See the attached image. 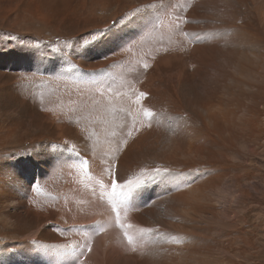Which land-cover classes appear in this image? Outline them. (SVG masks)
Wrapping results in <instances>:
<instances>
[{"label":"rangeland","instance_id":"1","mask_svg":"<svg viewBox=\"0 0 264 264\" xmlns=\"http://www.w3.org/2000/svg\"><path fill=\"white\" fill-rule=\"evenodd\" d=\"M151 1L95 7L94 21L0 22V251L15 264H264V0ZM97 32L102 40L89 35ZM25 93L44 102L33 115L24 112ZM74 96V118L49 108ZM218 97L222 122L189 105ZM17 127L19 142L10 144ZM185 129L199 134L186 157L195 162L177 160ZM97 168L104 174L91 179ZM182 169L191 184L210 185L211 200L210 213L194 216L184 235L170 187ZM118 175L128 177L117 183ZM113 181L117 193L134 190L126 205L114 198ZM88 185L116 225L77 202Z\"/></svg>","mask_w":264,"mask_h":264},{"label":"bare ground","instance_id":"2","mask_svg":"<svg viewBox=\"0 0 264 264\" xmlns=\"http://www.w3.org/2000/svg\"><path fill=\"white\" fill-rule=\"evenodd\" d=\"M134 2H136V4H137V2L140 4H143V5H145V3H146V0H143L144 2H139L138 0H133ZM151 1V0H150ZM152 1H155V2H163L162 0H152ZM151 1V2H152ZM126 2V1H125ZM165 2V1H164ZM149 2H147L146 4H148ZM113 4H119L118 3V0H0V22H4V21H10V20H12V21H16V22H19L20 23V21L22 22L23 21V23L25 24V22H35V21H38V22H42V21H47V20H57L58 22H66V21H68V23H69V21L71 22H75V23H78L80 20H82V21H87L88 19H91V20H93L94 21V19H93V16H94V14H96V13H100L99 11H97V10H95V7L96 8H102V7H105L106 5H112L113 6ZM131 4V3H130ZM153 4V3H152ZM157 4V3H156ZM74 6V7H76V8H78V9H76V10H68L67 9V7H70V6ZM111 6V7H112ZM121 6V5H120ZM153 6V5H152ZM59 7V9H57ZM140 7V6H139ZM142 7V6H141ZM146 7V6H145ZM143 8V7H142ZM56 9H57V11H56ZM140 9V8H139ZM103 12H104V10H102ZM159 11V10H158ZM141 12V11H140ZM133 11H131V13L129 12V14H128V16H127V18H130L131 16H134L133 14ZM135 13V12H134ZM158 13V12H157ZM101 14V13H100ZM107 14V13H106ZM103 15V14H102ZM101 15V16H102ZM115 15H117V14H115ZM101 16H98V17H101ZM126 16V15H125ZM98 17H95V18H98ZM108 17V16H107ZM113 17V16H112ZM124 18V17H123ZM117 19V18H116ZM100 20H102V17L100 18ZM110 20V19H109ZM11 21V22H12ZM97 23V22H96ZM23 24V25H24ZM31 24V23H30ZM34 24H36V23H34ZM45 24H47V23H45ZM32 25V24H31ZM26 26V25H25ZM98 26V25H97ZM22 27H24V26H22ZM28 27V26H27ZM171 27V26H170ZM50 28V27H49ZM52 30V29H51ZM55 33V32H54ZM56 34V33H55ZM113 39V38H112ZM82 49V48H81ZM148 50V49H147ZM81 54V53H80ZM83 56V55H82ZM137 56V55H136ZM88 58V57H87ZM72 59V58H71ZM90 63V62H89ZM58 66H60V65H58ZM119 68V67H118ZM61 69V68H60ZM138 69V68H137ZM137 69H136V71H135V74H139L138 72H137ZM140 70V69H139ZM138 70V71H139ZM115 71V70H114ZM123 71V70H122ZM132 71V70H131ZM43 72V71H42ZM145 72V71H144ZM46 74V73H45ZM50 75H51V73H50ZM53 76V75H52ZM51 76V77H52ZM65 77V76H64ZM239 78V77H238ZM226 80V79H225ZM6 81V80H5ZM22 83V82H21ZM98 83V82H97ZM103 83V82H102ZM147 83V82H146ZM137 84H139V83H137ZM53 85H55V86H59L58 85V83H54ZM144 85V84H143ZM237 85V84H236ZM7 86V85H6ZM28 86H31V85H28ZM35 86V85H34ZM50 86V85H49ZM51 86H52V84H51ZM81 86H83V85H81ZM86 86H88V85H86ZM103 86V85H102ZM133 86H135V85H133ZM1 87H2V85H1ZM89 87V86H88ZM106 87V86H105ZM136 87V86H135ZM134 87V88H135ZM140 87V86H139ZM147 87V86H146ZM233 87V86H232ZM3 88V87H2ZM65 88H67V87H65ZM83 89H85V87H82ZM209 88V87H208ZM68 89V88H67ZM139 88H137V90H138ZM209 89H211V88H209ZM53 90V89H52ZM89 90V89H88ZM122 90H123V88H122ZM135 90V89H134ZM136 90V91H137ZM141 90H142V88H141ZM206 90V89H205ZM259 90V89H258ZM28 92H30L29 90H27ZM49 91V90H48ZM59 91V90H58ZM118 91V90H117ZM121 91V90H120ZM139 91V90H138ZM137 91V92H138ZM208 90H206V92H207ZM210 91V90H209ZM26 92V91H25ZM41 92V91H40ZM44 92V91H43ZM125 92H127V91H125ZM124 92V93H125ZM135 92V91H134ZM136 92V93H137ZM149 92V91H148ZM212 92V91H211ZM32 92H30V94H31ZM93 93L97 96V92L95 91H93ZM115 93V92H114ZM113 93V94H114ZM118 93V92H117ZM123 93V92H122ZM176 93V92H175ZM178 93V92H177ZM213 93V92H212ZM9 94V93H8ZM23 94V93H22ZM29 93H27V95H26V93H25V95H23L24 96V99L26 100V102L27 101H29V104H28V106L27 107H25L24 108V112H26V113H32V115L34 114V111L36 110L35 108V106H37V104H39L38 106H40L42 103H44L43 102V100L41 99V98H37L36 97V100H37V102H36V104H34L33 102H31V100H34L35 98H33V96L32 95H30V97H27V96H29L28 95ZM32 94H34V92L32 93ZM44 94H46L45 92H44ZM119 94H121V93H119ZM118 94V95H119ZM127 94V93H126ZM145 94V93H144ZM106 95H108V94H106ZM125 95V94H124ZM175 95V94H174ZM204 95H207V94H204ZM203 95V96H204ZM210 95H211V93H210ZM209 95V96H210ZM36 96H38V95H36ZM40 96V95H39ZM87 96V95H86ZM91 96V95H90ZM123 96V95H122ZM179 95H177V97H178ZM190 96V95H189ZM27 97V98H26ZM32 97V98H31ZM78 96H74V99H72V98H69V99H67V101L66 100H64V99H62V98H60V99H58V101H55V102H53V104L51 105V106H49V108L51 107V109H55V113H57V112H64L65 114H66V116H68L69 115V113H71L72 111H73V107H72V104L73 105H75V99L77 98ZM120 97V96H119ZM250 97V96H249ZM16 98V97H15ZM63 98H65V97H63ZM110 98V97H109ZM187 98V97H186ZM52 99V98H51ZM82 99H83V97L82 96H80L79 97V100H80V103H81V101H82ZM228 99V98H227ZM39 100V101H38ZM88 100H90V99H88ZM117 100V99H116ZM119 100H121V98L120 99H118L117 101H119ZM123 100V99H122ZM140 100H142V99H140ZM177 102H179V104H181V108H182V106H183V104H186L185 102V100H184V98L182 99V98H177ZM182 100H184L185 102H183ZM188 100H189V98H188ZM203 100V101H202ZM18 101V100H17ZM21 101V100H20ZM111 101V100H110ZM127 101V100H126ZM11 102V101H10ZM19 102V101H18ZM18 102H16L17 103V105H18ZM85 102H86V100H85ZM122 102V101H121ZM183 102V103H182ZM190 102V101H189ZM6 103V102H5ZM20 103V102H19ZM28 103V102H27ZM124 104H125V102H123ZM122 103V104H123ZM140 103V102H139ZM222 100L220 99V97H218L217 99H216V101L215 100H213V98L211 99V98H208L207 99V101L206 100H204V98L203 99H201V100H199V101H197V100H195V101H193V102H191V103H189V105H191V106H194V107H196V108H198V107H200L201 109H202V111L204 112V114H203V118H207V119H209V121H211V118L214 116V117H218V119H217V122H222L221 120H223L224 121V117H223V115H224V113H223V107L221 106L222 104ZM51 104V103H50ZM63 104V105H62ZM77 104V103H76ZM79 104V103H78ZM83 103H81V105H82ZM93 104V103H92ZM124 104L122 105V106H124ZM141 104V103H140ZM13 105V104H12ZM16 105V104H15ZM35 105V106H34ZM65 105H67V106H65ZM126 105H127V103H126ZM10 106V105H9ZM20 106V105H19ZM24 106V105H23ZM23 106H22V108H23ZM48 105H47V103H45V107H46V109L48 110L49 108L47 107ZM79 106V105H78ZM89 106V105H88ZM17 107V106H16ZM76 107H77V105H76ZM80 107V106H79ZM82 107V106H81ZM85 107H86V105H85ZM113 107V106H112ZM11 108H13V107H11ZM74 108H75V106H74ZM140 108H141V106H140ZM140 108H138L137 109V112H138V110H140ZM14 109V108H13ZM42 109H44V107H43V105H42ZM76 109H78V108H76ZM75 109V110H76ZM124 109V108H123ZM142 109V108H141ZM41 110V109H40ZM126 110H128V109H126ZM38 111H39V108H38ZM133 112V114H135V109H133L132 110ZM127 112V111H126ZM3 113V112H2ZM44 113V112H43ZM231 113H233V112H231ZM8 114V113H7ZM37 114H39V113H37ZM72 114V113H71ZM116 114V113H115ZM31 115V116H32ZM121 115V114H120ZM132 115V114H131ZM221 115H222V117H221ZM241 115V114H240ZM6 116V115H5ZM11 116V115H10ZM75 116V115H74ZM127 116V115H126ZM184 116V115H183ZM45 117H47V115L45 116ZM71 117H73V114H72V116ZM219 117H221V120H219ZM228 117H230V115L228 116ZM15 118V117H14ZM74 118V117H73ZM118 118H120V116L118 117ZM231 118V117H230ZM229 118V119H230ZM45 119V118H44ZM72 119V118H71ZM125 120H127L126 118H124ZM124 119H119V120H116V123H117V125L116 126H118V128H119V126L121 125L122 126V124H125V122H124ZM206 119V120H207ZM32 120V119H31ZM41 120V119H40ZM79 120V119H78ZM201 120H203V121H206V120H204V119H201ZM216 120V119H215ZM232 120V119H231ZM231 120H229V122H231ZM256 120V119H255ZM23 121V120H22ZM73 121H74V119H73ZM73 121H71V123H73ZM77 121V120H76ZM80 121V120H79ZM109 122H110V124H109V126L110 127H108L107 128V132H109L110 133V135H111V131H114L113 130V128H115V126H113V119L112 120H108ZM128 121V120H127ZM134 121V120H133ZM131 122L132 124H134V122ZM208 121V120H207ZM13 122H16V121H13ZM31 122V121H30ZM49 122V121H48ZM182 122V121H181ZM227 122V121H226ZM226 122H223V123H226ZM250 122H252V121H250ZM37 123V122H36ZM44 123H46V122H44ZM43 123V124H44ZM70 123V124H71ZM79 123V122H78ZM204 123V122H203ZM207 123V122H206ZM215 123V122H214ZM223 123H221V124H223ZM244 123V122H243ZM242 123V124H243ZM52 124V123H51ZM69 124V125H70ZM127 124V123H126ZM187 124V123H186ZM209 124V123H208ZM236 124V123H235ZM254 124V123H253ZM252 124V125H253ZM41 125H42V123H41ZM72 125V124H71ZM71 125H70V127H71ZM135 125V124H134ZM182 125V124H181ZM191 125V124H190ZM205 125V124H204ZM220 125V124H219ZM229 125H231V123L229 124ZM237 125V124H236ZM75 126V125H74ZM126 126V125H125ZM124 126V127H125ZM133 126V125H132ZM221 126V125H220ZM234 126V125H233ZM245 126V125H244ZM2 127H4V126H2ZM128 127V126H127ZM182 127V126H181ZM254 127V126H253ZM18 128L19 127H17V131H15L14 129H12L10 132H12L13 134L12 135H9V136H7L6 138L7 139H10V141H9V143L11 142V140H12V138H14V140H12V142H15V143H17V142H19L18 141ZM190 128V127H189ZM193 128V127H192ZM192 128H190V130L192 129ZM235 128V127H234ZM241 128V127H240ZM244 127H242V129H243ZM249 128V127H248ZM251 128V127H250ZM255 128V127H254ZM71 129H73V128H71ZM120 129V128H119ZM125 129V128H124ZM132 129L135 131V129H134V126L132 127ZM184 129V128H183ZM203 129V128H202ZM222 129H223V127H222ZM221 129V131H223ZM228 130L229 128H225V130ZM231 129V128H230ZM245 129H247L246 127H245ZM21 130V129H20ZM133 130H132V132H133ZM205 130V129H204ZM226 130V131H227ZM232 130V129H231ZM115 131H118L117 130V128H116V130ZM131 131V130H130ZM130 131H129V133H130ZM184 131V132H183ZM182 132H181V134H182V144H180V146H179V148H180V152H179V154H180V158L179 159H177V160H179L180 161V159H184V158H186V157H189V158H191V156H194L193 155V153L195 152L194 151V149L195 150H197L196 149V145L197 146H199L197 143H198V141H196L195 139H196V136H197V138H198V135L199 134H197L196 136H194L193 134H195V133H193L192 135L193 136H191V135H189V132L187 131V129H185V130H183ZM185 131H187L186 133H185ZM192 131V130H191ZM193 131H195V130H193ZM192 131V132H193ZM197 131V130H196ZM210 131V130H209ZM218 131H220V129L218 130ZM244 131V130H243ZM15 132H18V133H15ZM90 132V131H89ZM119 132V131H118ZM127 132V131H126ZM131 132V133H132ZM192 132H190V134L192 133ZM109 133H106V135H107V138L108 139H110L109 138ZM123 133V132H122ZM188 133V134H187ZM220 133V135H221V132H219ZM228 133V132H227ZM122 135V134H121ZM130 135H132V134H130ZM219 135V136H220ZM203 136V135H202ZM206 136V135H205ZM111 137H112V135H111ZM127 137V136H126ZM200 138H201V136H199ZM220 138V137H219ZM180 138H178V140H179ZM199 139V138H198ZM208 139V138H207ZM227 139V138H226ZM4 140V139H3ZM111 140V139H110ZM113 140V139H112ZM203 140V139H202ZM200 141V140H199ZM203 141H205L206 142V140H203ZM202 141V142H203ZM1 142L4 144V141H2L1 140ZM201 142V141H200ZM6 143H8V142H6ZM8 143V144H9ZM11 144V143H10ZM14 144V143H13ZM179 144V143H178ZM202 144V143H201ZM204 144H206V143H203L202 145L204 146ZM1 146V145H0ZM15 146V145H14ZM12 147V146H11ZM201 147V146H200ZM203 148V147H202ZM204 148H205V146H204ZM199 149V148H198ZM210 149V148H209ZM200 150H201V148H200ZM203 150V149H202ZM96 153H97V151L96 150H94ZM205 151V150H204ZM204 151H202V153L199 155L198 153H200L199 151H198V153L196 154V156L197 155H199V156H203L204 154H205V152ZM99 152V151H98ZM203 152H204V154H203ZM166 153V152H165ZM165 153L163 154V156L165 155ZM171 153V152H170ZM172 153H175V152H172ZM176 153H178V152H176ZM98 154V153H97ZM97 154H94V156H96ZM107 154V153H106ZM106 154L103 156V157H107L106 156ZM179 154L177 155V156H179ZM195 154V153H194ZM203 154V155H202ZM176 154H174V156H175ZM162 156V157H163ZM177 156H176V158H177ZM198 157V156H197ZM204 157H206V156H204ZM203 157V158H204ZM161 158V157H160ZM175 158V159H176ZM188 158V159H189ZM88 159L90 160V167H91V169L92 168H94L95 167V165H96V163L94 162V160H93V158H91V157H88ZM164 159V158H163ZM174 159V160H175ZM187 158H186V160H188ZM194 159V162H195V158H193ZM192 159V160H193ZM199 159V158H198ZM200 159H202V157H200ZM199 159V160H200ZM166 160V159H165ZM185 160V161H186ZM192 160L191 159H189V161H191L192 162ZM198 160V161H199ZM172 161V160H171ZM176 161V160H175ZM182 161V160H181ZM185 161H182V163H180V164H183V162H185ZM202 161H204V160H202ZM103 162V161H102ZM167 163H168V161H166ZM169 162H170V159H169ZM173 162V161H172ZM177 162V161H176ZM201 161H199V163H200ZM89 163V162H88ZM137 164V163H136ZM151 164V163H150ZM170 164V163H169ZM176 164V163H175ZM179 164V162L177 163V165ZM186 164H188V162H186ZM190 164V163H189ZM201 164H203V162L201 163ZM185 165V164H184ZM196 165H198V163L196 164ZM104 166V165H103ZM187 166V165H186ZM193 166V165H192ZM136 167V166H135ZM194 167V166H193ZM134 168V167H133ZM178 168V167H177ZM186 168H189V167H186ZM90 169V168H89ZM93 170V169H92ZM110 170V169H109ZM193 170V169H192ZM10 171V170H9ZM91 171V170H90ZM94 171H96V174H94L93 175V177H91V179H94L95 177L96 178H99L100 177V173H103L104 174V172H103V170H101V168H97V169H95ZM134 170H132L131 169V173L132 174H134V172H133ZM137 171H139V170H137ZM184 171H186L185 173H183V169H182V173H176L174 176L175 177H173L174 178V180H173V183L172 184H170V187H171V190H172V198H171V200L173 201L174 200V202H175V204H176V207L177 206H179V209L177 210V215H179V216H177V218H176V228L178 229V230H180L181 232V235H184L185 234V231H186V229H193V227H194V225H193V221H195V219H194V216H201L202 214H208V213H210V207H209V201H211V200H209L208 199V196H207V194H208V192H209V190H210V185H207V184H205V186H204V183H206V182H199V183H193V184H191L190 182H189V180H191V173H189V174H187V170H184ZM17 171H14L13 173L15 174ZM93 172V171H92ZM190 172H192L191 170H190ZM132 174H128L129 176H131ZM193 174H195V173H193ZM137 175V174H136ZM87 176V175H86ZM135 176V175H134ZM194 176H196V175H194ZM193 176V177H194ZM127 177L128 176H126V175H118V178H117V183H119V182H122V181H124L125 179H127ZM140 177V179L142 180L144 177H145V175L144 174H139L138 175V178ZM129 179V178H128ZM49 183H52L53 184V179H51L50 181H48ZM47 182V183H48ZM81 182V181H80ZM133 182V181H132ZM169 182H170V180H169ZM91 183H92V185L93 184H96V182L94 181V180H92L91 181ZM209 184V183H208ZM211 184V183H210ZM91 185V187H90V185H88V193H89V196L87 195V197L85 196V198H83V199H81V198H79L78 196H77V202L79 203H83V202H85V204L86 205H89V207L93 210V211H95V212H97V214H99L98 215V217H97V219H101V221L103 222V224L105 225V222H106V218L110 221V223H111V225H112V222H113V224L114 225H116L115 223H114V221H112L111 222V217L113 218V220H115V218L113 217V210H110V209H108L107 208V206H108V202L106 203L105 202V198L104 199H101V197H103V196H100L99 195V193H97L96 192V189H94L93 190V188H94V186H92ZM98 185V184H97ZM118 185V184H117ZM86 186V185H85ZM103 186H105V184L103 185ZM213 186V185H212ZM93 187V188H92ZM1 188V187H0ZM213 188V187H212ZM123 189H125V187H118V191H119V193L120 192H122L123 191ZM105 190V189H104ZM107 190H108V187H107ZM207 190V191H206ZM10 192V191H9ZM223 192V191H222ZM109 193V192H108ZM171 193V192H170ZM86 195V194H85ZM222 195V194H221ZM217 196V195H216ZM84 197V196H83ZM229 197V196H228ZM89 198H92V199H89ZM230 200H232V199H230ZM172 201H171V204H172ZM235 202V201H234ZM79 203V204H80ZM178 204V205H177ZM82 206V205H81ZM84 206V205H83ZM82 206V207H83ZM171 206H173V205H171ZM80 207V206H79ZM82 210H83V208H82ZM103 210V211H102ZM101 211L103 212V213H101ZM118 211H120V210H117V212ZM134 211V210H133ZM116 212V213H117ZM132 212V211H131ZM144 212H145V210H144ZM143 212V213H144ZM119 213V212H118ZM175 213V212H174ZM105 214L106 215H108V216H106V217H104L105 216ZM120 214V213H119ZM131 214V213H130ZM92 215H93V213H92ZM96 215V214H95ZM103 215V217H101ZM138 216H140V215H138ZM137 216V217H138ZM203 216H205V215H203ZM126 217V216H125ZM136 217V221H138V222H140L141 221V219H142V216L141 217H138L137 218ZM124 219V218H123ZM21 220V219H20ZM23 220V222H24V219H22ZM126 220V219H125ZM29 222V221H28ZM127 221H124V220H122V222L119 224L121 227L123 226V225H125L126 227H128L127 226V223H126ZM119 223V222H118ZM17 225V224H16ZM22 226L24 225V224H21ZM26 225V224H25ZM29 225V224H28ZM103 225V226H104ZM113 226V225H112ZM125 226H124V228H125ZM21 228V227H20ZM133 228V227H132ZM28 229V228H27ZM129 229V228H128ZM18 233V232H17ZM182 237V236H181ZM9 251V250H8ZM4 253H6L7 251H3ZM2 251H0V264H15V262L14 261H12L11 259H10V255L8 256L7 254V256L3 253ZM176 259V258H175Z\"/></svg>","mask_w":264,"mask_h":264},{"label":"snow or ice","instance_id":"3","mask_svg":"<svg viewBox=\"0 0 264 264\" xmlns=\"http://www.w3.org/2000/svg\"><path fill=\"white\" fill-rule=\"evenodd\" d=\"M89 35L92 36V37H95L97 39L102 40L104 38V35L105 34L104 33L97 32V33H91ZM91 42L92 43H95L96 40L94 39ZM139 95L140 96H144V93H140ZM145 115L148 116V117H151L152 116V113L150 111H146L145 112ZM83 163L86 164L87 162L84 161ZM156 172H157V174H159V170L158 169L156 170ZM129 183L131 184L132 182L129 181ZM116 186L117 185H116L115 181H113V196H114V198H116L121 205H126L131 200V198L133 197V195L135 194L134 190H130L127 193H125V192L117 193L116 192ZM117 222H119V216H118V214H117ZM144 231L145 230L142 229L141 230V233H143ZM125 236L126 237L128 236L127 232H125ZM128 239H129V243H131L132 242V238L131 237H128Z\"/></svg>","mask_w":264,"mask_h":264}]
</instances>
